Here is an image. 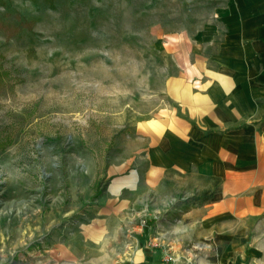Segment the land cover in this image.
Instances as JSON below:
<instances>
[{
  "label": "rangeland",
  "instance_id": "rangeland-1",
  "mask_svg": "<svg viewBox=\"0 0 264 264\" xmlns=\"http://www.w3.org/2000/svg\"><path fill=\"white\" fill-rule=\"evenodd\" d=\"M225 1L0 4V264H63L52 244L79 241L76 226L94 223L116 197L127 233L129 216L144 231L197 202L200 186L181 177L144 185L147 150L136 138L169 104L165 78L178 72L164 31L204 23ZM126 177L134 192L112 194Z\"/></svg>",
  "mask_w": 264,
  "mask_h": 264
},
{
  "label": "crops",
  "instance_id": "crops-1",
  "mask_svg": "<svg viewBox=\"0 0 264 264\" xmlns=\"http://www.w3.org/2000/svg\"><path fill=\"white\" fill-rule=\"evenodd\" d=\"M164 43L178 72L165 78L169 104L138 125L144 185L176 176L202 192L144 231L129 216L128 233L111 199L76 226L79 241L52 244L63 264H171L170 251L180 264H264V0H226L204 23L164 31ZM128 182L112 194L134 192Z\"/></svg>",
  "mask_w": 264,
  "mask_h": 264
},
{
  "label": "trees",
  "instance_id": "trees-1",
  "mask_svg": "<svg viewBox=\"0 0 264 264\" xmlns=\"http://www.w3.org/2000/svg\"><path fill=\"white\" fill-rule=\"evenodd\" d=\"M5 1L6 0H0V4H5ZM47 3H48V5H49V7H51V8H56V0H45ZM1 21V20H0ZM33 23H34V21L32 20H27V19H23L21 22H20V24L22 25V26H26V27H29L30 29H32V26H33ZM8 27H10L15 33L17 32V29H18V27H13V26H11V25H7ZM0 80H2L3 78H2V74H1V72H0ZM6 143L4 142V141H1L0 140V150H4L5 149V147H6V145H5Z\"/></svg>",
  "mask_w": 264,
  "mask_h": 264
},
{
  "label": "built area",
  "instance_id": "built-area-1",
  "mask_svg": "<svg viewBox=\"0 0 264 264\" xmlns=\"http://www.w3.org/2000/svg\"><path fill=\"white\" fill-rule=\"evenodd\" d=\"M143 222H146V220H144ZM143 224H145V223H143ZM204 245L206 246L207 243L206 242H203V241L202 242L199 241L196 244H194L193 247L196 248V249H199L200 247H203ZM165 258L167 259V261H171L172 262L171 264H180L181 258L177 254L173 253L172 251L166 253ZM190 262H191V260L190 261L187 260V264H191Z\"/></svg>",
  "mask_w": 264,
  "mask_h": 264
}]
</instances>
